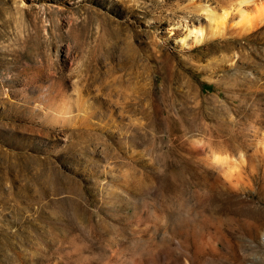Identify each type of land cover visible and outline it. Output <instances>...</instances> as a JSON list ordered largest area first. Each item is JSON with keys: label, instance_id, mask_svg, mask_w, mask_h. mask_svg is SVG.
I'll return each instance as SVG.
<instances>
[{"label": "rangeland", "instance_id": "374dc122", "mask_svg": "<svg viewBox=\"0 0 264 264\" xmlns=\"http://www.w3.org/2000/svg\"><path fill=\"white\" fill-rule=\"evenodd\" d=\"M235 1L0 0V264H264V20L191 9Z\"/></svg>", "mask_w": 264, "mask_h": 264}, {"label": "bare ground", "instance_id": "6f19581e", "mask_svg": "<svg viewBox=\"0 0 264 264\" xmlns=\"http://www.w3.org/2000/svg\"><path fill=\"white\" fill-rule=\"evenodd\" d=\"M228 5H230L229 9H226V8L223 9V11L218 15L208 5H200V6L198 5V6H193V8H191L193 10H195V9L200 10L204 14V16L206 17L207 21L210 22V23L208 22L210 25H211V22H213L216 17L221 20L220 27H221V24L224 23V19L225 18L227 19L228 16L234 15V17H236V19L231 18L232 22L229 24V26H233V25L237 26V30H235L236 36H234L232 38L222 39L221 42L224 43L225 46L232 44L235 39H239V38H245L246 39V38H248L247 36H250V34H251L250 32L254 28H257L259 21L264 20V0H236L232 4L230 3ZM154 7L157 8V7H159V5L154 6ZM251 11H254V13L257 12L259 14V16H260L259 21H257V19H254V17H252L250 15ZM217 26L219 27V25L213 24L212 29H214V30L212 31L209 29L211 33L213 32L212 34H214V35H215V33L219 34V32H220L219 30H216ZM235 26H233V27H235ZM205 35L206 34H205V31H204L202 26H192V27H188V28L186 27L185 34L182 37H180L179 40H180L181 44L183 45L186 43V39L188 37H191L192 38L191 42L194 43V45H192V46L195 47L196 44H198L204 40ZM118 53H119V51H118ZM109 54H110V52L108 50H106L105 54L101 57L102 58L103 57L104 58L109 57ZM109 59H110V57H109ZM123 59H124V57H123ZM127 62H128V59H127ZM254 121L256 123H259V113L257 111L254 113ZM263 141H264V139H263ZM261 148L264 151V142H262ZM196 253H199V252H196ZM178 257H179V255H178ZM178 257H176V258H178Z\"/></svg>", "mask_w": 264, "mask_h": 264}]
</instances>
